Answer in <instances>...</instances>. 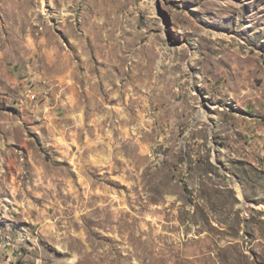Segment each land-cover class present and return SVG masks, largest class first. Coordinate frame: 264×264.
Returning <instances> with one entry per match:
<instances>
[{
    "label": "rangeland",
    "instance_id": "1",
    "mask_svg": "<svg viewBox=\"0 0 264 264\" xmlns=\"http://www.w3.org/2000/svg\"><path fill=\"white\" fill-rule=\"evenodd\" d=\"M0 264H264V0H0Z\"/></svg>",
    "mask_w": 264,
    "mask_h": 264
},
{
    "label": "built area",
    "instance_id": "2",
    "mask_svg": "<svg viewBox=\"0 0 264 264\" xmlns=\"http://www.w3.org/2000/svg\"><path fill=\"white\" fill-rule=\"evenodd\" d=\"M38 83V82H37ZM32 96H34V95H32Z\"/></svg>",
    "mask_w": 264,
    "mask_h": 264
}]
</instances>
